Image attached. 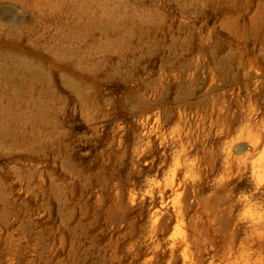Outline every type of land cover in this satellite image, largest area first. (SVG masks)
I'll return each mask as SVG.
<instances>
[{"label":"rangeland","instance_id":"1","mask_svg":"<svg viewBox=\"0 0 264 264\" xmlns=\"http://www.w3.org/2000/svg\"><path fill=\"white\" fill-rule=\"evenodd\" d=\"M0 264H264V0H0Z\"/></svg>","mask_w":264,"mask_h":264},{"label":"bare ground","instance_id":"2","mask_svg":"<svg viewBox=\"0 0 264 264\" xmlns=\"http://www.w3.org/2000/svg\"><path fill=\"white\" fill-rule=\"evenodd\" d=\"M90 121H94L93 118H91V117L88 118V124L87 125L90 126L96 132L98 130V127H95V124L90 122ZM201 137H204V135ZM181 139L178 140L180 150L176 151L174 154H172L171 160H169V158H167V156H164L160 162V163H162V165H161L162 167L161 166L159 167L161 173L164 174V176H165L166 185L168 186L169 190L171 191L172 195L174 196V203H175L174 208L176 209V211L178 213L182 209L186 210V209H184L187 207V205L185 206V198L187 197V195H189L190 193L192 194L194 192V187L192 185L186 184V179H185V177H186L185 174L189 175L194 170L192 168L193 165L191 166L190 163L185 164L182 161L184 159H186L192 153L193 150L196 149V145H193V143H190L189 139L185 140L184 142ZM161 141H162V139H161ZM192 141H194V140H192ZM201 142L203 143L202 139H201ZM232 146L236 147V143L233 141H232ZM197 169H199V168H197ZM158 190H160V189H158ZM188 190L190 193L188 192ZM162 198H164V197L161 196V199ZM161 212H162V210L160 209V207H155L153 214H154V216H158Z\"/></svg>","mask_w":264,"mask_h":264}]
</instances>
